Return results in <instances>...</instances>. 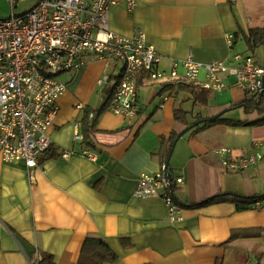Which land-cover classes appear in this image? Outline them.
I'll use <instances>...</instances> for the list:
<instances>
[{"label": "crops", "instance_id": "1", "mask_svg": "<svg viewBox=\"0 0 264 264\" xmlns=\"http://www.w3.org/2000/svg\"><path fill=\"white\" fill-rule=\"evenodd\" d=\"M127 1L116 0L111 7L109 28L127 37L142 29L161 55L158 69L169 70L189 54L199 62L235 65V52L251 55L264 67V36L258 33L251 47L246 41L249 29L264 28V0H135L132 9ZM228 34L233 35L231 47ZM119 70L118 63L94 60L63 73L66 90L49 130L51 145L31 169V178L23 161L0 155V264H30L31 253L50 254L56 264H77L88 236L105 239L117 254L104 264H255L264 254V197L246 199L264 194V156L232 170L216 153L219 147L236 156L264 152L257 145L264 139V123L255 122L261 115L239 106L246 93L234 85L204 89L203 69L197 82L175 83L153 81L139 70L137 114L129 118L108 107ZM106 75L109 79L98 84ZM262 87L264 94V82ZM199 91L206 93L202 101ZM78 103L97 110L88 145L74 139L75 120L84 114L75 108ZM238 109L239 116H223ZM216 114L240 122L189 130L172 151L169 165L181 178L173 197L182 215L170 221L160 197L134 196L138 177L155 173L166 160L170 133L183 127L176 115L195 123ZM49 149L54 156H47ZM84 149L96 159L89 160ZM62 151L70 154L63 157Z\"/></svg>", "mask_w": 264, "mask_h": 264}, {"label": "built area", "instance_id": "2", "mask_svg": "<svg viewBox=\"0 0 264 264\" xmlns=\"http://www.w3.org/2000/svg\"><path fill=\"white\" fill-rule=\"evenodd\" d=\"M7 1L11 12L0 18V155L5 161H23L29 178L39 157L51 145L49 130L60 109L59 97L66 90L57 76L84 62L103 60L120 65L107 102L112 112L129 118L137 114L135 76L139 70H145L153 81L175 83L197 82L203 69L201 86L206 90L220 91L234 85L246 95L262 92L264 67L249 54L233 53L235 65L218 59L199 62L189 54L173 61L169 70L158 69L161 55L146 42L142 29H134V34L127 37L109 28V12L116 0H35L29 9L18 13L17 5L26 0ZM135 4V0H128L127 8ZM226 39L231 47L233 35L228 34ZM225 77L232 79L230 84ZM108 79L106 75L98 79V84ZM75 108L85 112L87 107L78 103ZM75 127L74 139L82 140L79 118ZM257 145L264 146V139ZM82 153L89 160L96 159L89 149ZM216 153L221 155V164L232 170L244 169L264 156L261 150L236 156L227 147L217 148ZM69 154L61 152L63 157ZM180 181V177L168 175L163 163L155 173H140L134 196L160 197L167 206L168 219L175 221L182 215L173 197V187Z\"/></svg>", "mask_w": 264, "mask_h": 264}, {"label": "trees", "instance_id": "3", "mask_svg": "<svg viewBox=\"0 0 264 264\" xmlns=\"http://www.w3.org/2000/svg\"><path fill=\"white\" fill-rule=\"evenodd\" d=\"M258 33L260 34V38L264 36V28H252L249 29V34L248 37L246 38L247 43L250 45L257 44L258 41ZM261 41L264 42V39L261 38ZM199 96L196 95L198 100L202 101L203 98H205L206 93L203 91H199ZM106 102L103 104L105 105ZM239 106H242L246 112H251V111H257L259 115H261L259 118L255 120V122H262L264 123V94L260 92L259 94H252V95H247L245 100L239 104ZM92 111L93 115L92 117L89 116V112ZM183 114L187 113V111H182ZM222 115V114H221ZM219 115L217 118L211 120V121H204L199 123L198 125L193 126L190 128L188 131L190 133H194L197 130L209 126L211 124H214L216 122H223V123H239L240 121H232L230 119L222 118V116ZM176 120L178 123H183V127L185 128L186 126L192 124L186 119H183L182 117H178L176 115ZM97 121V110L93 108H86L82 118L80 119V132L82 134V143L88 145L90 143V135L94 131L95 125ZM181 131L179 128H174L172 132L170 133L168 140V152L170 150L172 141L174 138L177 136V134ZM54 156L55 155V150L54 149H49V152L47 153V156ZM164 164L166 165V160L164 161ZM166 172L170 177H175L174 176V171L173 168L169 165L166 167ZM174 188L173 187V196H174ZM264 197V194L260 196H253L250 197L248 200V203L251 201H255L257 199H260ZM210 199H206L203 201L198 202L195 205H200L203 203L208 202ZM250 201V202H249ZM237 208H242V206L238 205ZM105 239L99 237V236H88L85 238L79 258L77 261V264H104V263H111L114 262L117 259V254L109 247V245L104 241ZM28 260L30 261V264H56L54 258L52 255L47 254V253H41V255H36L35 253L28 254ZM255 264H264V254L256 259Z\"/></svg>", "mask_w": 264, "mask_h": 264}, {"label": "rangeland", "instance_id": "4", "mask_svg": "<svg viewBox=\"0 0 264 264\" xmlns=\"http://www.w3.org/2000/svg\"><path fill=\"white\" fill-rule=\"evenodd\" d=\"M34 2H35V0H26V1L22 2V3H19V5H17V7H16L15 10H16L17 13L18 12H22L24 10H27V9H29L34 4ZM10 12H11V9H10V5H9L8 1L7 0H0V18H5V17L9 16ZM250 53L253 54L251 51H250ZM63 76L64 75L62 73V74H59L57 76V78L61 80L62 78H64ZM190 104L188 105L189 108L191 106ZM240 111H241L240 109H238V110H230L228 112H225L223 116L224 117L225 116H227V117H234V116H237V114L239 116L241 114ZM189 133L190 132H188L187 134H189ZM177 142L178 141H176V143ZM176 143H174V144L176 145ZM175 145H174V147H175ZM262 161L264 162V158L262 159Z\"/></svg>", "mask_w": 264, "mask_h": 264}, {"label": "water", "instance_id": "5", "mask_svg": "<svg viewBox=\"0 0 264 264\" xmlns=\"http://www.w3.org/2000/svg\"><path fill=\"white\" fill-rule=\"evenodd\" d=\"M263 82H264V77H263ZM263 89V88H262ZM220 114H216V115H213V116H211V117H208V118H206V119H201V120H198V121H196L195 123H192V124H190V125H188V126H186L185 128H183L178 134H177V136L174 138V140L172 141V143H170L171 144V147H170V150H169V152H168V155H167V158H166V167L168 166V163H169V159H170V156H171V154H172V151H173V148H174V143H176V141L179 139V137L180 136H182L185 132H187L190 128H192L193 126H195V125H197V124H199V123H201V122H204V121H211V120H213V119H215V118H217L218 116H219Z\"/></svg>", "mask_w": 264, "mask_h": 264}]
</instances>
